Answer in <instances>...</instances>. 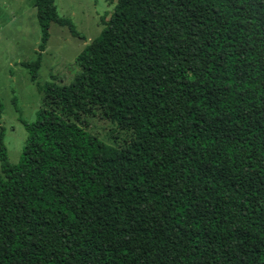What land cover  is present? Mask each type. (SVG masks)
Segmentation results:
<instances>
[{"label": "trees", "instance_id": "obj_1", "mask_svg": "<svg viewBox=\"0 0 264 264\" xmlns=\"http://www.w3.org/2000/svg\"><path fill=\"white\" fill-rule=\"evenodd\" d=\"M34 6L40 50L51 23L84 37ZM101 21L70 83L22 62L41 105L18 162L0 130V264H264V0H115Z\"/></svg>", "mask_w": 264, "mask_h": 264}, {"label": "rangeland", "instance_id": "obj_2", "mask_svg": "<svg viewBox=\"0 0 264 264\" xmlns=\"http://www.w3.org/2000/svg\"><path fill=\"white\" fill-rule=\"evenodd\" d=\"M115 0H55L59 15L69 18L84 36H73L67 26L51 23L49 37L39 49L41 31L34 0H0V130L10 163L19 161L25 144L24 122L36 118L41 105L36 83L22 62H31L40 53L37 81L54 80L68 84L77 73L76 56L103 28ZM95 131L103 136L105 122L94 120Z\"/></svg>", "mask_w": 264, "mask_h": 264}]
</instances>
